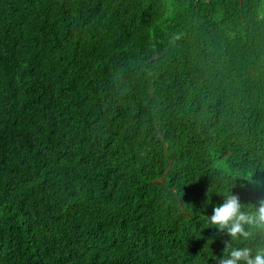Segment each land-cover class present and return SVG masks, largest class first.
I'll return each mask as SVG.
<instances>
[{
	"label": "trees",
	"instance_id": "16d2710c",
	"mask_svg": "<svg viewBox=\"0 0 264 264\" xmlns=\"http://www.w3.org/2000/svg\"><path fill=\"white\" fill-rule=\"evenodd\" d=\"M229 193L264 199V0H0V264H217Z\"/></svg>",
	"mask_w": 264,
	"mask_h": 264
},
{
	"label": "clouds",
	"instance_id": "9594fccd",
	"mask_svg": "<svg viewBox=\"0 0 264 264\" xmlns=\"http://www.w3.org/2000/svg\"><path fill=\"white\" fill-rule=\"evenodd\" d=\"M207 219L211 226L230 237L224 242L223 255L217 258V264H264V246L254 251L251 247H233L232 244L251 239L252 229L264 232V199L244 210L239 196L229 193L221 205L214 206L212 215Z\"/></svg>",
	"mask_w": 264,
	"mask_h": 264
}]
</instances>
